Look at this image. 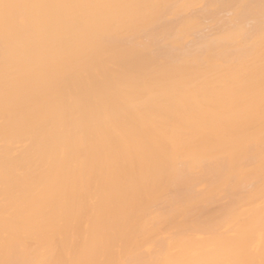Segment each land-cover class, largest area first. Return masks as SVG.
Segmentation results:
<instances>
[{"label":"bare ground","instance_id":"1","mask_svg":"<svg viewBox=\"0 0 264 264\" xmlns=\"http://www.w3.org/2000/svg\"><path fill=\"white\" fill-rule=\"evenodd\" d=\"M0 264H264V0H0Z\"/></svg>","mask_w":264,"mask_h":264}]
</instances>
